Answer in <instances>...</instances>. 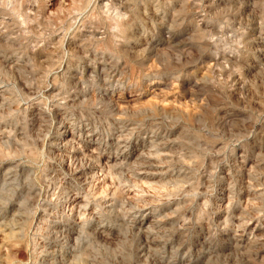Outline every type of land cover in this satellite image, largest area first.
Returning a JSON list of instances; mask_svg holds the SVG:
<instances>
[{
  "label": "rangeland",
  "instance_id": "374dc122",
  "mask_svg": "<svg viewBox=\"0 0 264 264\" xmlns=\"http://www.w3.org/2000/svg\"><path fill=\"white\" fill-rule=\"evenodd\" d=\"M261 50L264 0H0V264H264ZM59 121L73 157L56 147ZM121 124L137 134L122 133L125 155L157 138L167 156L133 150L121 176L76 180L73 171L115 157ZM240 155L250 173L223 179ZM150 160L162 167L144 171L158 174L138 176ZM142 207L160 218V250L141 253L144 237L124 215Z\"/></svg>",
  "mask_w": 264,
  "mask_h": 264
},
{
  "label": "bare ground",
  "instance_id": "6f19581e",
  "mask_svg": "<svg viewBox=\"0 0 264 264\" xmlns=\"http://www.w3.org/2000/svg\"><path fill=\"white\" fill-rule=\"evenodd\" d=\"M231 1V0H230ZM209 2V1H208ZM250 2V1H249ZM209 5V4H208ZM249 5V4H248ZM247 6V5H246ZM246 6H244V7H246ZM251 8V7H250ZM245 10V9H244ZM242 13H244V12H242ZM245 14V13H244ZM172 17V16H171ZM242 17H243V15H242ZM250 23V22H249ZM252 23V22H251ZM256 24V23H255ZM254 27V26H253ZM247 29V28H246ZM258 30V29H257ZM257 30L256 29H254V28H252V29H250V35L252 36V38L253 39H256L257 40V38L259 39V36L261 35L260 34V32H257ZM246 31V30H245ZM243 32V31H242ZM263 32V31H262ZM245 33V32H244ZM246 34H248V33H246ZM263 34V33H262ZM247 37V36H246ZM251 38V37H250ZM262 39V38H261ZM257 42V41H256ZM258 43H259V41H258ZM257 44V43H256ZM249 48V47H248ZM253 48V47H252ZM260 50V49H259ZM255 51H256V49H255ZM254 51V52H255ZM258 51V50H257ZM261 51H263V50H261ZM264 52V51H263ZM258 53V52H257ZM256 53V54H257ZM260 53V55H261V52H259ZM263 55V54H262ZM257 58V57H256ZM256 58H255V60H256ZM259 59H260V57H259ZM258 59V60H259ZM258 62V61H257ZM261 62V61H260ZM259 62V63H260ZM263 63H264V61H263ZM253 65V64H252ZM252 67V66H251ZM255 67V66H254ZM258 67V66H257ZM257 67H256V69H257ZM259 69V68H258ZM96 74V73H95ZM73 77V76H72ZM75 78V77H74ZM76 80V79H75ZM79 82V81H78ZM80 83V82H79ZM2 87V86H1ZM81 87V86H80ZM82 89V88H81ZM49 92H51V89H49L48 90V93ZM37 100V99H36ZM50 104V103H49ZM59 116V115H58ZM60 122V121H59ZM68 124V123H67ZM64 121H62V122H60V124L58 125L59 126V128L57 129L58 131H57V135L56 136H58L60 139H62L63 140V142L62 143H60V145H57L56 147H57V149L59 150V151H63V152H65L66 153V155H68V157L70 158V157H73V156H75L76 155V153H77V151H76V149H74L73 148V146L71 147V145H70V143L72 144V142H73V139L72 138H67V134H68V130H69V128H70V124L69 125H67ZM72 125V124H71ZM123 127H121L120 129L121 130H119V133H118V136H115L116 138V140H117V147H115V148H113V149H115V152H116V155H115V157L114 158H111V159H109L108 161H104V164H103V162H102V165H100V164H97V163H92L91 161V164H89V165H86V166H84V167H81V168H79V169H77L76 170V172L75 171H73L75 174H73L75 177H76V180H78V181H80L81 183H88V182H92L93 183V181H96L97 179L99 180V178H101L99 181L101 182V181H104L105 182V179H107V177L109 178V175H120V171L122 170V169H124L123 167L125 166L124 164L126 163V160H127V158L128 157H132V154H133V152L135 151H137L138 149V152H137V154H136V156H135V158H137V157H139V158H141L142 157V155H144V156H146L147 154H148V158L150 159L151 157H153L154 158V155L156 156L157 155V157H158V155H163V156H167L166 155V145L164 144H157V142H158V139L157 138H152V139H150V140H148L146 143H144L143 145H142V143L139 145V146H137V147H135L132 151H129L128 153H127V155H125V152H126V144L125 143H127V142H125L124 144H121V142L123 141H121V137L123 136L122 135V133L123 132H126V130L128 129L126 126H124L123 124H121ZM132 125V124H131ZM128 126V125H127ZM263 127H264V125H262ZM130 128V127H129ZM136 128V127H135ZM135 128H133V130L135 129ZM131 129V128H130ZM260 129V128H259ZM132 130V129H131ZM82 131V130H81ZM116 131H117V129H116ZM146 131V130H145ZM137 132V131H136ZM127 134H128V136L129 135H135V133H134V131H128V132H126ZM138 133V132H137ZM252 133V132H251ZM261 133V132H260ZM117 134V133H116ZM127 134H125V135H127ZM250 134V133H249ZM257 134V133H256ZM255 134V135H256ZM262 134V133H261ZM124 135V136H125ZM137 135V134H136ZM135 135V136H136ZM245 135H247V134H245ZM244 135V136H245ZM264 135V134H263ZM123 136V137H124ZM127 136V137H128ZM250 136V135H249ZM248 136V137H249ZM254 136V135H253ZM87 137V136H86ZM131 137V136H130ZM130 137H128V138H130ZM137 137V136H136ZM165 137V136H164ZM260 137V136H259ZM96 139V138H95ZM124 139V138H123ZM138 139V138H137ZM165 139V138H164ZM243 139H245V137L243 138ZM116 140H115V142H116ZM234 140V139H233ZM246 140V139H245ZM244 140V141H245ZM249 140V139H248ZM257 140H259V139H257ZM263 140V139H262ZM77 141V140H76ZM112 141H114V140H112ZM143 141V140H142ZM236 141V140H235ZM261 141V140H260ZM84 142V141H83ZM238 142H240V140L238 141ZM264 142V141H263ZM57 143V142H56ZM55 143V144H56ZM74 143V142H73ZM79 143V142H78ZM110 140H109V142H106L104 145H105V147L107 148V147H109L110 146ZM159 143V142H158ZM113 144V143H112ZM111 144V146H114V145H112ZM249 144V143H248ZM69 145H70V149H68L69 148ZM76 145V144H75ZM78 145V144H77ZM257 145V144H256ZM255 145V146H256ZM168 146V145H167ZM239 146V145H238ZM93 147H94V145H93ZM260 147V146H259ZM77 148V147H76ZM99 148V147H98ZM240 148V147H239ZM96 149V148H95ZM79 150V149H78ZM82 150V149H81ZM259 150H260V148H259ZM94 151V150H93ZM92 151V152H93ZM98 151V150H97ZM143 151H146V153H142ZM261 151V150H260ZM79 152V151H78ZM84 152H86L85 150H84ZM91 152V153H92ZM109 152V151H108ZM169 152V151H168ZM172 152V151H171ZM80 153V152H79ZM90 153V152H89ZM96 153V152H95ZM114 153V152H113ZM78 154V153H77ZM81 154V153H80ZM83 154V153H82ZM82 154H81V156H82ZM85 154V153H84ZM96 154H98V153H96ZM253 154V153H252ZM86 155V154H85ZM99 155V154H98ZM111 155V154H110ZM57 156V155H56ZM107 156V155H106ZM143 156V158H145ZM169 156H173V155H169ZM65 157V156H64ZM80 157V156H79ZM90 157V156H89ZM93 157H94V155H93ZM147 157V156H146ZM239 158H241V159H239V160H237V161H235L234 162V164H232V166L230 167V168H228V170H227V172H226V174H224L223 175V179H232L233 180V178L234 177H237V178H240V179H244V175H245V173L248 171V168H247V161H246V159H245V155L243 156V155H240V156H238ZM77 158V157H76ZM75 158V159H76ZM88 158V157H87ZM95 158V157H94ZM98 158V157H97ZM156 158V157H155ZM170 158V157H169ZM172 158V157H171ZM66 159V158H65ZM147 159V158H146ZM165 159V158H164ZM166 159H168V158H166ZM64 160V159H63ZM69 160V159H68ZM71 160V159H70ZM88 160V162H89V158L87 159ZM143 160V159H142ZM154 160V159H153ZM157 159H155V161H156ZM257 160H259V159H257ZM262 160V159H261ZM72 161H73V159H72ZM134 161H136L135 159H134ZM165 161V160H164ZM260 161V160H259ZM68 162H70V161H68ZM84 162V161H83ZM101 162V161H100ZM99 162V163H100ZM137 162H138V160H137ZM136 162V163H137ZM140 162H141V160H140ZM145 162V161H144ZM156 162H158V161H156ZM87 163V162H86ZM159 163H162V162H159ZM158 163V164H159ZM164 163V162H163ZM167 162H165V164H166ZM133 164V163H132ZM253 164H255V163H253ZM263 164V163H262ZM70 165V164H69ZM131 165V164H130ZM136 165V164H135ZM134 165V166H135ZM155 165H157V164H153V162H152V160H150L149 162H147V165H144V164H142V163H139V164H137L136 165V167H138V170H136L137 172H136V174L139 176V175H141L142 176V174H149V175H151V176H153V175H156V174H158V173H156V172H148V171H144V167L143 166H146L147 168L148 167H150V168H152V167H154L155 168ZM161 165V164H160ZM132 166V165H131ZM133 166V167H134ZM158 167H159V165H157ZM156 166V167H157ZM230 166V165H229ZM251 166V165H250ZM253 166V165H252ZM260 166V165H259ZM79 167V166H78ZM162 167V165L159 167V168H161ZM165 167H166V165H165ZM158 168V169H159ZM19 169V168H18ZM129 169H130V166H129ZM129 169H127V170H129ZM136 169V168H135ZM134 169V170H135ZM250 169V168H249ZM259 169V168H258ZM127 170H126V173H128L127 172ZM151 170V169H150ZM163 170V169H162ZM256 170V169H255ZM252 171V170H251ZM254 171V170H253ZM257 171H259V170H257ZM100 174H99V173ZM125 172V171H124ZM123 172V173H124ZM129 172H130V170H129ZM122 173V172H121ZM165 173H166V171L164 172V176H165ZM248 173H250L249 171H248ZM247 173V174H248ZM262 173V172H261ZM264 173V172H263ZM132 174V173H131ZM253 174H255V173H252V175ZM13 175V174H12ZM159 175H160V173H159ZM249 175V174H248ZM247 175V176H248ZM8 176V175H7ZM121 176V175H120ZM254 176V175H253ZM252 176V177H253ZM260 176V175H259ZM5 177V176H4ZM99 177V178H98ZM114 177V176H113ZM128 177V176H127ZM249 177V176H248ZM251 177V178H252ZM262 177L264 178V176L262 175ZM6 178V177H5ZM121 178V177H120ZM130 178V177H129ZM220 178V177H219ZM254 178H257V177H254ZM260 178V177H259ZM263 178H260V179H263ZM75 179V178H74ZM111 179H113V178H111ZM115 179V178H114ZM113 179V180H114ZM118 178H116V180H117ZM222 179V180H223ZM141 180V179H140ZM171 180V179H170ZM237 180H239V179H237ZM247 180H248V178H247ZM244 181V182H248V181ZM106 181H108V180H106ZM112 181V180H111ZM111 181H110V183H111ZM254 181H257V179L255 180L254 179ZM254 181H252V182H254ZM9 182V181H8ZM98 182V181H97ZM99 182V183H100ZM103 182V183H104ZM225 182H227V181H225ZM235 182V181H234ZM251 181L249 180V183H250ZM263 182V181H262ZM79 183V182H78ZM98 183V184H99ZM102 183V182H101ZM240 183V182H239ZM264 183V182H263ZM97 184V183H96ZM105 184H107V183H105ZM117 184V183H116ZM132 184V183H131ZM236 184V183H235ZM241 184H243L242 183V181H241ZM246 184H248V183H246ZM254 184H255V182H254ZM80 185V184H79ZM88 185V184H87ZM87 185H86V188H89V187H87ZM108 185V184H107ZM112 185V184H111ZM123 185V184H122ZM252 185V184H251ZM82 186V185H81ZM89 186V185H88ZM110 186V185H109ZM241 186V185H240ZM243 186V185H242ZM241 186V187H242ZM249 186V185H248ZM256 186V188H258L257 187V184L255 185ZM79 187V186H78ZM84 187V186H83ZM118 187V186H117ZM249 187H251V186H249ZM249 187H248V189H249ZM105 188V187H104ZM112 188V187H111ZM259 188H263V187H259ZM115 189V188H114ZM224 189V188H223ZM227 189H228V187H227ZM240 189V188H239ZM241 190H243L242 188H241ZM245 190V189H244ZM246 190H247V188H246ZM250 190V189H249ZM257 190V189H256ZM261 190V189H260ZM259 190V191H260ZM110 191H111V189H110ZM253 191V190H252ZM262 191V190H261ZM109 192V191H108ZM115 192V191H114ZM231 192V191H230ZM242 192V191H241ZM247 192V191H246ZM237 193V192H236ZM243 193H245V192H243ZM254 193H256V191H254L253 192V194ZM111 194V193H110ZM221 194V193H220ZM248 194V193H247ZM107 195H109V194H107ZM113 196H115L114 194H112ZM259 195V194H258ZM254 197H255V195H253ZM264 196V195H263ZM105 197H107V196H105ZM104 197V198H105ZM229 196H228V194H226V192H222V194H221V196H220V200H222V201H224V200H227L226 198H228ZM231 197V196H230ZM248 197V196H247ZM259 197V196H258ZM261 197V196H260ZM109 198V197H108ZM108 198H106V200L108 199ZM115 198V197H114ZM250 198V197H249ZM249 198H247L246 200H248ZM111 199H113V198H111ZM218 199H219V197H218ZM104 200V199H103ZM106 200H105V202H106ZM114 200V199H113ZM250 200H251V198H250ZM263 200V199H262ZM261 200V201H262ZM111 201V200H110ZM256 201V200H255ZM259 201V200H258ZM264 201V200H263ZM115 202V201H114ZM238 202V201H237ZM231 203V202H230ZM236 203V202H235ZM246 203H247V201H246ZM92 204V203H91ZM116 204V203H115ZM228 204V203H227ZM261 204V203H260ZM71 208H72V210L73 209H75L76 208V210L78 209L79 210V206H78V201H77V197L75 196L73 199H71ZM112 205H113V203H112ZM125 205V204H124ZM124 205H122V206H124ZM145 205V204H144ZM143 205V206H144ZM68 206V205H67ZM70 206V205H69ZM84 206V205H83ZM104 206V205H103ZM111 205H110V203L108 202L107 203V205L105 206V209L106 208H109ZM121 206V207H122ZM125 206H127V205H125ZM124 206V207H125ZM147 206V205H146ZM237 206V205H236ZM263 206V205H262ZM78 207V208H77ZM139 207V206H138ZM145 207V206H144ZM217 207H218V205H217ZM221 207V206H220ZM111 208V207H110ZM115 208V207H114ZM123 208V207H122ZM103 209V208H102ZM128 209V208H127ZM130 209V208H129ZM128 209V211H124V215H125V213H127L126 215H125V217H130V218H132L133 217V220H130V221H133V224L135 225V227H137V229H138V232L140 233V234H142V236L144 237V240L142 239V241H145V243H144V245H143V248H142V250H141V253L142 252H145V250H153V252L154 251H156L157 249H158V247H159V245H160V230H159V228L157 227V222H158V220L160 219H156V216H154V215H152L151 214V210L150 211H148V209L149 208H141V209H137V210H135L134 208H131L130 210ZM134 209V210H133ZM112 210V209H111ZM124 210V209H123ZM258 210H259V208H258ZM75 211V210H74ZM105 211V210H104ZM122 211V210H121ZM243 211H244V209H243ZM157 212V211H156ZM242 212V211H241ZM245 212V211H244ZM244 212H243V214H244ZM258 212V211H257ZM260 212V211H259ZM153 213H154V211H153ZM216 213H218V212H216ZM249 213V212H248ZM247 213V214H248ZM73 214H74V212H73ZM75 214H77V213H75ZM259 214V213H258ZM79 215V214H78ZM85 215V214H84ZM83 215V216H84ZM92 216H93V214H91ZM240 215V214H239ZM73 216V215H72ZM71 216V217H72ZM91 216V217H92ZM132 216V217H131ZM238 216V215H237ZM245 216H247V215H245ZM245 216H243L242 218L244 219V217ZM144 217H150V219H149V221L147 222V225H146V227H144V226H142V223H141V221H142V218H144ZM171 217V216H170ZM241 217V216H240ZM74 219H75V217H73ZM77 218V217H76ZM188 218V217H187ZM219 218V217H218ZM239 218V217H238ZM73 219V220H74ZM91 219V218H90ZM98 219V218H97ZM96 218H93V219H91L93 222H95V223H98V222H101L100 220H97ZM108 219V218H107ZM128 219V218H127ZM242 219V220H243ZM249 219H252V218H249ZM77 220V219H76ZM75 220V221H76ZM79 220V219H78ZM231 220V219H230ZM229 220V221H230ZM241 219H240V221H242ZM102 221H104V220H102ZM108 221V220H107ZM129 221V222H130ZM218 221V220H217ZM220 221V220H219ZM237 221H238V219H237ZM254 221H255V219H254ZM127 222V221H126ZM161 222H162V220H161ZM161 222H159V223H161ZM239 222V221H238ZM243 223H244V220L242 221ZM242 222L240 223V224H242ZM246 222V221H245ZM124 223H125V221H124ZM164 223V222H163ZM220 223V222H219ZM246 223H248V222H246ZM61 224V223H60ZM100 224V223H99ZM130 224V223H129ZM132 224V225H133ZM245 224V223H244ZM64 225V224H63ZM96 225V224H95ZM121 225H122V223H121ZM120 225V226H121ZM160 225V224H159ZM243 225V224H242ZM51 226H53V229H55V230H59V223H57V221H55ZM91 226V225H90ZM100 227L99 228H96L95 230H97V234H98V236L99 235H105L106 233L104 232V227H103V225H99ZM119 226V227H120ZM161 226V225H160ZM228 226H229V224H228ZM255 226V225H254ZM258 226V225H257ZM256 226V227H257ZM77 227V226H76ZM108 227V226H107ZM117 227H118V225H117ZM230 227V226H229ZM234 227V226H233ZM236 227H237V225H236ZM235 227V228H236ZM238 227H239V224H238ZM243 227H245L244 225H243ZM264 227V226H263ZM71 228V230L70 231H68V234L70 235L69 237L71 238L72 237V235H74V232L76 233V228L74 227V226H71L70 227ZM240 228V227H239ZM253 229H254V227H252ZM52 229V230H53ZM132 229V228H131ZM136 229V230H137ZM225 229V228H224ZM231 229V228H230ZM237 229V228H236ZM244 229V228H243ZM163 231H164V229H162ZM166 230V229H165ZM226 230V229H225ZM233 230V229H232ZM247 230V229H246ZM77 231H79V230H77ZM110 231V230H109ZM234 232H235V229L233 230ZM259 231V230H258ZM95 232V231H94ZM137 232V231H136ZM168 231L166 230V233H167ZM227 232V231H226ZM232 232V231H231ZM236 232H238L237 230H236ZM235 232V234L233 235V237L234 236H236V238L237 237H244L245 235H244V233H245V229L242 231V233H240L239 234V232H240V230H239V232L238 233H236ZM253 232V231H252ZM56 233V232H55ZM67 233V232H66ZM79 233V232H78ZM110 233V232H109ZM108 233V234H109ZM133 233V232H132ZM218 233V232H217ZM228 233V232H227ZM53 234V233H52ZM59 234V233H58ZM225 234V233H224ZM248 234V233H247ZM57 235V234H56ZM76 235V234H75ZM162 235H164V234H162ZM169 235V234H168ZM168 235H167V237H168ZM96 236V235H95ZM101 236V237H102ZM106 236V235H105ZM110 236V235H109ZM166 236V235H165ZM170 236V235H169ZM215 236V235H214ZM255 236V235H254ZM259 236V235H258ZM56 237V236H55ZM64 237V236H63ZM76 237H78V236H76ZM75 237V238H76ZM97 237V236H96ZM108 237V236H107ZM232 237V236H231ZM59 238V237H58ZM75 238H73V239H75ZM103 239H104V237H102ZM166 238V237H165ZM170 238V237H169ZM69 239V238H68ZM107 239V238H106ZM162 239V238H161ZM167 239V238H166ZM227 239H228V237H227ZM240 239V238H239ZM56 240H58V239H56ZM138 240H139V238H138ZM164 240V239H163ZM246 240H247V238H246ZM252 240V239H251ZM256 239H254V241H255ZM263 240V239H262ZM261 240V241H262ZM59 241H60V239H59ZM75 241V240H74ZM100 241V240H99ZM141 240H139V242H140ZM169 242L171 241V238H170V240H168ZM233 241V240H232ZM240 241H242V239H240ZM240 241H239V243H240ZM254 241H251L252 243H251V245L254 243ZM257 241V240H256ZM259 241V240H258ZM68 242V241H67ZM163 242V241H162ZM236 242H238V241H236ZM263 242V241H262ZM62 243H64V241L62 242ZM69 243H71V241L69 242ZM256 243V242H255ZM254 243V244H255ZM258 243H260V242H258ZM65 244V243H64ZM165 244V243H164ZM242 244V243H241ZM262 244V243H261ZM261 244H259V247H260V245ZM264 244V243H263ZM262 244V245H263ZM142 245V244H141ZM236 245V244H235ZM72 245H70V247H71ZM163 246V245H162ZM233 246H234V244H233ZM240 246V245H239ZM239 246L237 245V247H236V249H239ZM249 246H250V244H249ZM254 246H256V245H254ZM258 246V245H257ZM172 247V246H171ZM141 248V247H140ZM160 248V247H159ZM246 248H248V247H246ZM263 248H264V246H263ZM65 249V248H64ZM67 249H68V247H67ZM162 249V251H163V248H161ZM170 249V248H169ZM180 249V248H179ZM179 249H175V250H179ZM240 249H241V247H240ZM243 249V248H242ZM70 250H72V247L70 248ZM158 250H160V249H158ZM253 250V249H252ZM263 250V249H262ZM249 251H250V249H249ZM259 251V250H258ZM59 252V251H58ZM73 252V251H72ZM140 252V251H139ZM148 252V251H147ZM256 252V251H255ZM263 252V251H262ZM151 252H149V254H150ZM178 253V252H177ZM234 253V252H233ZM260 253V252H259ZM64 254V253H63ZM66 254L67 255H69L70 254V252L69 251H66ZM152 254V253H151ZM73 255V254H72ZM72 255H70V256H72ZM143 254H141V256H142ZM146 255H147V253H146ZM156 255V254H155ZM160 255V254H159ZM262 255V254H261ZM74 256V255H73ZM204 256V255H203ZM207 256V255H206ZM256 256V255H255ZM61 257V256H60ZM146 257V256H145ZM158 257V256H157ZM160 257H162L161 255H160ZM153 258H155V257H153ZM163 258V257H162ZM262 258H263V256H262ZM64 259V258H63ZM144 260V259H143ZM160 259H158V261H159ZM60 261V260H59ZM145 261V260H144ZM161 261V260H160ZM66 262V261H65ZM64 262V263H65ZM180 262V261H179ZM62 263V262H61ZM157 263H159V262H157ZM163 263V262H162ZM169 263V262H168ZM167 263V264H168ZM171 263V262H170ZM181 263V262H180ZM160 264V263H159ZM173 264H175V263H173Z\"/></svg>",
  "mask_w": 264,
  "mask_h": 264
}]
</instances>
